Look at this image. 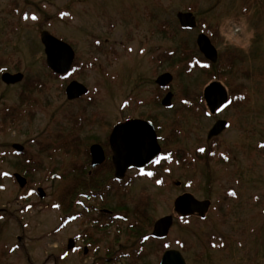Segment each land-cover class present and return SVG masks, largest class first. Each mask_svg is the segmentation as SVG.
<instances>
[{"label":"rangeland","instance_id":"374dc122","mask_svg":"<svg viewBox=\"0 0 264 264\" xmlns=\"http://www.w3.org/2000/svg\"><path fill=\"white\" fill-rule=\"evenodd\" d=\"M179 13H192L197 28L182 30ZM43 31L75 50L78 70L69 79L90 90L82 101L69 103L67 83L46 67ZM201 33L212 40L227 71L188 72L184 61L203 58L196 44ZM170 53L175 57L168 61ZM4 71L22 73L24 81L7 86ZM165 72L175 76L171 110L153 102L155 80ZM214 80L227 87L234 104L220 116L231 123L229 130L210 142L215 120L199 101ZM27 100L36 105H24ZM185 101L195 102L194 108ZM7 107L25 109L27 116L9 127ZM77 115L88 121L72 131L81 138L77 163L89 143L105 145L111 127L128 117L153 118L165 137L178 129V139L160 142L164 152L176 151L178 162L150 169L160 180L128 174V191L115 184L107 195L114 208L125 203L129 217L139 208L142 235L161 218L174 217L168 239L144 243L147 256L140 264H157L166 246L182 250L187 264H264V0H0V264L100 263L103 254L84 257L80 245L76 252L67 250L69 239L85 229L73 220L60 228L65 217L52 208L53 199L74 185L75 157L57 145ZM15 144L24 147L21 157ZM15 173L34 188L29 199ZM52 173L62 178L53 180ZM38 187L46 192L44 200ZM183 194L211 202L204 220H177L173 203ZM116 234L111 231L114 246L139 245L141 235L128 233L125 223Z\"/></svg>","mask_w":264,"mask_h":264},{"label":"flooded vegetation","instance_id":"af4514ba","mask_svg":"<svg viewBox=\"0 0 264 264\" xmlns=\"http://www.w3.org/2000/svg\"><path fill=\"white\" fill-rule=\"evenodd\" d=\"M181 28V27H180ZM184 31H192L189 29H184L181 28ZM199 36V35H198ZM198 39V37H197ZM196 44H197V40H196ZM198 47V45H197ZM198 51L201 54L199 47H198ZM175 52V51H174ZM117 54V53H115ZM175 53H170V55H168L167 59L168 61L172 60L175 55ZM161 55V54H160ZM203 56V54H201ZM159 56H152L151 60L155 61L157 60L156 58ZM204 57V56H203ZM77 64V57H76V62ZM77 70H78V66ZM170 72H165L163 74H166ZM161 74V75H163ZM157 76L156 80H155V84L157 86V94L153 97V102L156 103L157 105L162 106L164 109L166 110H171L173 109L174 105H173V99H174V93H173V89L172 88V84L173 81L175 80V76H173V81L171 84H169L166 87H162L158 84V79L161 76ZM74 76V75H73ZM69 76H65V77H60L61 80L65 81L66 84V88H65V93L67 91V88L69 86V84L75 80H70L67 79ZM67 80H66V79ZM15 86V85H14ZM206 89V87H205ZM204 89V91H205ZM204 91H203V95H202V101L199 103H202L205 105V114L208 117H212L215 120V124L211 127L208 135H207V140L208 141H216L218 138H220V136L225 133L226 131L229 130L231 123L227 120H225L224 118H221L220 116L227 110L229 109L234 103V101H232L228 107H222L221 109H219L215 114H212V112L209 110V107L207 105V102L204 99ZM90 92V90H89ZM87 95L82 96L81 98H78L76 100H69L66 95L67 101L69 103L72 102H80L82 101L84 98L89 96V93ZM172 94L173 98H172V105L170 107H165L163 105V100L167 97V95ZM31 104V103H29ZM28 103H24V105H29ZM194 104L195 102H183V105H187L186 108L189 109H193L194 108ZM129 105V101H126V103L123 104V108L125 107L127 109ZM236 105H242L241 103L236 104ZM32 106V104H31ZM199 109V108H198ZM198 111V110H196ZM18 112V114H17ZM22 112V113H20ZM4 115H9L11 116V122L9 125H15V121L19 120L20 118L22 119V117H26L27 115L25 114V109L24 110H18L16 108H12V107H7L6 110H4ZM71 119V123L72 126L70 127L71 131H69V134L65 135V134H61L63 136L61 142L58 143L57 146H60V144L63 143H67V141H73V149H72V156L75 157V161L73 162V166L71 168V171L76 172V176H73V188L78 189V187H85L87 185L86 180L89 178H92L94 174L96 173H102L104 172V169L106 168V164H110L108 165V169L110 170L109 175L102 177L100 179H94V181L92 182L91 185H94L96 189H100V191H84V192H77L75 197L70 200L67 199L65 196L68 194L63 193L62 195L59 196L57 202H58V206L59 207H54V203H56V200L53 199L52 202V208L55 210H58L60 212V214L65 217L63 218V223L61 224L62 229L65 228L66 224H69V222L71 220H73V222H78L82 228H84V232L79 233L78 235L74 236L73 239H69L68 243H67V250L71 251V252H76L77 251V246L80 245L81 247L79 248L80 252L82 253V255L84 257H92L93 255L98 256V254H103V256H100L98 258V261L100 263L98 264H123V262H126L124 264H140L141 261H143V259L147 256L146 254V246L144 245V243L148 240H152L153 242H164L166 239L169 238V235L171 233L172 228L174 227V217H172V227L170 229L169 234L165 237V238H157L154 237L153 232L155 229V224L157 222L154 223L153 225V229L151 232L142 235L143 233V227H144V223L143 222V218L140 214L139 208H136L132 211V213L130 214L131 217H129V213L128 210L125 208V203H119L117 206H115V208L113 206L110 205L109 200L107 198V195L109 194L110 190L113 188V186L116 184L117 186H119L118 188L123 189L128 191L129 187H130V182L128 180V178H130V176L128 174H132V173H136L139 177H144L151 180H160V177H158L157 174V170H150L151 168H160V165L162 163H174V162H178L177 159V153L176 151H167L164 152L160 142H164L166 140H173V139H178V135H177V128H173V131H171L168 135L162 136L160 135V131L162 130V127L160 125H157V123L155 122V120L153 118H144V117H128L126 118L124 121L118 122L117 124H115L113 127H111L110 132H109V136L107 138V142L105 143V145L101 144V142H91L88 145V149H86V153L83 154L84 160L82 162H76L77 160H79L81 158L80 156V152H79V148L81 145V138L80 135L76 134L75 131L74 133L72 132L74 130V128H76L77 130H83V126L88 122L86 117L82 116V115H77L74 117H70ZM132 120H139V121H145V122H149L150 124H152V126L155 129L156 135H157V139L159 146L161 147V153L160 155L155 158L154 160H152L148 165L142 167V168H131L130 170H128L124 176V178L122 180H118L115 177V172H116V168L113 162V150L111 147V136L114 130V127L118 124H123L126 123L127 121H132ZM218 121H225L228 123V128H226L219 136L217 137H212L211 139H209V134L212 131V129L214 128V126L216 125V123ZM3 124H1L2 126ZM64 132V130L62 131ZM94 146H99L101 147V149L104 152L105 155V161L104 163H102L101 165L93 168L92 166V161H93V157H92V152L91 149ZM107 148L109 149L108 152ZM65 150V148H62V151H59L61 153H63V151ZM207 152V149H205ZM200 152V151H198ZM197 152V153H198ZM205 152V151H204ZM64 154V153H63ZM203 154V153H201ZM65 155V154H64ZM68 156V155H67ZM159 159L160 163H154L155 160ZM28 162V164L31 163V159H27L26 160ZM85 171L87 172L86 175H81L82 172ZM113 171V173H112ZM151 172L152 175L149 176L147 175V173ZM112 173V174H111ZM99 175V174H98ZM62 178V177H61ZM98 181V183H96ZM161 184V183H160ZM179 185V184H178ZM70 191V190H69ZM184 195V194H183ZM177 200V199H176ZM173 203V212L175 211V202ZM141 206V204L139 205ZM70 208L71 211H73L72 214L65 213L64 212V208ZM177 220H186L188 218H191L193 216H182L180 214H178L177 212L175 213ZM168 217V216H165ZM163 217V218H165ZM162 219V218H161ZM160 219V220H161ZM135 220V221H134ZM125 223V227L128 230V233H132L134 236L135 235H141L140 239H139V245L137 246H129V245H121L120 243L118 244V246H114L112 243V239H111V231L115 230V232L117 234L121 233V227L122 224ZM114 228V229H113ZM102 232L105 233L102 234ZM116 234L117 237H119ZM102 237V238H101ZM103 241H108V243L106 242V245L104 246V248L102 249L101 246V242ZM20 241V240H19ZM72 242V249H70V243ZM119 242V241H118ZM161 254L158 258V262L157 264H161L162 259L164 257V255L166 254V252H170V251H176L179 252L181 254V256L183 257L184 261L185 257L183 256L184 253L182 252V250H177L172 247L166 246V247H161ZM103 251V252H102ZM96 258V257H95ZM187 264V262H186Z\"/></svg>","mask_w":264,"mask_h":264},{"label":"water","instance_id":"95a60500","mask_svg":"<svg viewBox=\"0 0 264 264\" xmlns=\"http://www.w3.org/2000/svg\"><path fill=\"white\" fill-rule=\"evenodd\" d=\"M178 17L180 26L184 29H194L197 26L196 17L192 13H179ZM41 41L45 48L47 57L46 63L48 68L58 75L68 74L75 61V51L73 48L63 41L57 39L48 31L41 33ZM197 45L204 57L212 62L218 61V51L215 45L212 44L208 36L200 34L197 39ZM3 82L7 85H15L23 81L24 75H12L6 73L2 76ZM173 81V76L169 73L163 74L158 79V84L166 87ZM89 90L81 83L73 81L67 88L65 94L69 100H76L84 95H87ZM173 95L169 94L163 100L165 107L172 105ZM204 99L207 102L209 110L215 114L220 108L224 107L229 101L227 89L218 81L212 82L204 91ZM226 128L228 123L218 121L209 134V139L219 136ZM157 135L154 127L149 122L132 120L126 123L117 125L111 136V147L113 150V162L116 168L115 177L122 180L128 170L131 168H142L148 165L152 160L157 158L161 153V147L158 144ZM17 151L22 152L24 148L20 145L14 146ZM92 152L93 168L101 165L105 161V155L101 147L94 146ZM56 177V176H55ZM15 179L21 188H25L27 180L19 174L15 175ZM39 196L44 199L46 193L43 189H39ZM211 207L210 201H199L191 194H184L175 202V211L183 216L198 215L205 218L208 209ZM172 217H165L159 220L153 232L154 237L165 238L170 228L172 227ZM72 242L70 249H72ZM161 264H186L179 252H166Z\"/></svg>","mask_w":264,"mask_h":264},{"label":"trees","instance_id":"16d2710c","mask_svg":"<svg viewBox=\"0 0 264 264\" xmlns=\"http://www.w3.org/2000/svg\"><path fill=\"white\" fill-rule=\"evenodd\" d=\"M183 55H184V57L188 56L187 53H182V56ZM184 62L186 64V67H187L189 73L193 72L196 68L198 70H200L201 72H206V73H212L214 71V69H217V68L218 69L222 68V71L226 70V69H223L224 67H220V65L222 64V61H218L217 65H214V64L209 63L208 61L204 60L203 58H201V57H199L197 55H196V57L193 55L191 59H187ZM75 72H77V67L76 66L74 67V70L72 71V74L74 75ZM54 77H56V76H54ZM26 103L29 104V100H27ZM31 104L34 106V105H36V102L31 103ZM17 114H18V112H17ZM2 128L3 129L6 128V123L5 124L3 123ZM63 147L65 148V150L63 151V153L65 155H68L69 153L72 155L73 141H67V143H63L62 142L60 144V146L57 148V150L62 151ZM221 158L223 160H225L223 157H221ZM0 159H2V158H0ZM108 165H110V164L109 163L106 164V168L104 169V172L96 173V174L93 175L92 178L87 179L86 180L87 185L85 187H78V189L72 188V189H69L70 191L67 190L68 194L65 197L67 199L72 200L75 197L77 192L80 193V192H84V191H87V190L88 191H98L99 189H96L95 186L91 185V184H92V182L94 181L95 178L96 179L97 178L100 179V178L104 177V175L105 176L109 175L110 170L108 169ZM112 173H113V171H112ZM71 174L73 176L78 175V174H76V172H73V171L71 172ZM86 174H87V172L83 171L81 175L83 176V175H86ZM96 183H98V181ZM58 198L59 197H55L54 198V200H56V203H54L55 206L58 205V202H57ZM63 210H64L65 213L70 212V208L68 209V207L64 208ZM143 222H145V221L143 220Z\"/></svg>","mask_w":264,"mask_h":264},{"label":"snow or ice","instance_id":"6c2138e0","mask_svg":"<svg viewBox=\"0 0 264 264\" xmlns=\"http://www.w3.org/2000/svg\"><path fill=\"white\" fill-rule=\"evenodd\" d=\"M25 19H27V17H25ZM32 19H36V17L35 16H33L32 17ZM185 103H186V101H185ZM229 103H231V102H229ZM224 107L226 108V107H228V105L226 104V105H224ZM262 147H264V145H262ZM198 151H200L201 153H203L204 151H205V149L204 148H199L198 149ZM225 159H227V157H225ZM154 163H160V160L159 159H157V160H155L154 161ZM147 175H149V176H151L152 175V173L151 172H149V173H147ZM157 183L159 184V183H161V181H157ZM56 207H59L58 205H56ZM0 219H2V217H0Z\"/></svg>","mask_w":264,"mask_h":264}]
</instances>
